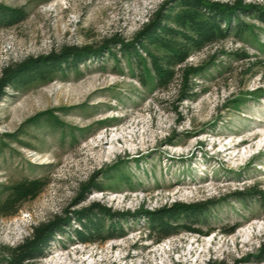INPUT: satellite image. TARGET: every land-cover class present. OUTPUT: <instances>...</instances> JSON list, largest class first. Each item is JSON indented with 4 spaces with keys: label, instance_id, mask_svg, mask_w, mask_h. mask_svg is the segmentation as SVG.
<instances>
[{
    "label": "rangeland",
    "instance_id": "obj_1",
    "mask_svg": "<svg viewBox=\"0 0 264 264\" xmlns=\"http://www.w3.org/2000/svg\"><path fill=\"white\" fill-rule=\"evenodd\" d=\"M0 4L27 13L0 29L1 264L33 226L69 217L39 264H264L257 259L264 243V23L253 10L235 13L233 24H246L240 35L193 51L170 86L159 88L141 82L143 66L151 70L144 49L138 65V56L114 44L135 41L151 18L163 8L174 15L178 3ZM73 47L103 53L45 81L4 85L7 68ZM31 181L41 184L36 195L5 205L17 185ZM197 201L209 204L196 225L202 233L148 237V212ZM93 203L110 213L101 238L84 243L76 215Z\"/></svg>",
    "mask_w": 264,
    "mask_h": 264
},
{
    "label": "trees",
    "instance_id": "obj_2",
    "mask_svg": "<svg viewBox=\"0 0 264 264\" xmlns=\"http://www.w3.org/2000/svg\"><path fill=\"white\" fill-rule=\"evenodd\" d=\"M171 2L178 3L180 6V10L174 15L166 13V9L163 8L149 20L135 41L130 43L116 41L114 44L120 43L125 53L138 56L140 58L138 65L143 63L139 48L144 49L150 56L152 75L148 67L143 66L141 71L140 79L145 85L149 80H152L154 87H169L177 74V67H181L193 51L227 39L233 31L240 35L246 24H243L239 19L237 24H233L235 13L239 11L248 13L253 10L257 18L264 23V5H249L241 0H236L233 3L211 0H171ZM26 17L27 13L24 8L0 4V29L18 24ZM168 21H173L176 26L169 24ZM146 43L152 46L149 47ZM102 53L103 50L94 51L73 47L65 49L61 54L43 56L38 59L31 58L16 67L7 68L4 85L14 83L22 85L35 80L45 81L53 73L62 71L65 68L64 65L78 64L91 55L100 56ZM195 71V69L192 70L193 73ZM185 90H189L188 86ZM2 94L3 91H0V96ZM184 97L187 98L189 95L185 94ZM40 185L39 181L17 185L14 188L16 194L12 195L5 205L17 204L22 199L36 195ZM256 192L250 191L248 195H254ZM238 193L242 197L247 195L242 191ZM208 208V202L204 201L175 202L170 206L150 211L147 214L150 225L148 237L162 241L179 233L181 229L202 233V230L196 225L199 224V217ZM109 213L107 208L105 209L97 203H93L77 213L76 219L81 224V228L77 229L80 241L86 243L99 240L100 232L104 228L102 217ZM69 221L70 217L58 218L47 224L33 226L32 234L14 247L6 264H39L38 259L45 255V250L49 247L53 237L57 233L64 232ZM237 227V225H233L225 232L233 233ZM116 235L112 231L108 236L115 237ZM261 246V253L257 259L264 261V243H261ZM213 262H209V264H225L223 261Z\"/></svg>",
    "mask_w": 264,
    "mask_h": 264
}]
</instances>
